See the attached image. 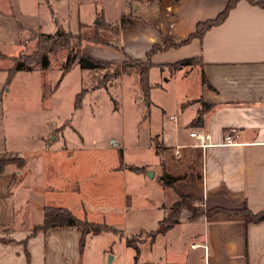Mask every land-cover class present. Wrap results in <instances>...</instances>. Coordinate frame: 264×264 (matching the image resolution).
<instances>
[{"label": "crops", "instance_id": "obj_1", "mask_svg": "<svg viewBox=\"0 0 264 264\" xmlns=\"http://www.w3.org/2000/svg\"><path fill=\"white\" fill-rule=\"evenodd\" d=\"M228 1L73 0L72 11L68 9L74 21L72 30L64 28L56 18L57 25L51 31L39 28L42 33L62 28L82 34L86 38L80 46L82 54L102 62L120 65L131 58L150 64L146 72L147 96L138 84L131 90L137 93L136 101L134 95L131 99L133 105L142 108L144 144L152 158L139 163L127 161L120 148L122 160L109 167L108 173L124 176L132 171L129 166L142 168L132 171L133 183L157 188L156 196L147 198V208L156 214L155 218L160 213L161 219L156 218L158 225L171 211L174 213L164 232H156L158 225L154 229L139 227L136 232L114 226L123 232L122 236L104 232L114 234L123 245L128 259L125 264H264V220L245 221L228 212L264 211V7L237 0L222 22L181 42L195 31L197 23L215 18ZM23 2L0 0V34L12 21H16V27L18 12L24 10ZM95 27L102 39L90 38ZM104 35L108 39L103 40ZM166 40L181 43L166 47ZM157 44L161 47L152 49ZM101 49L103 53L99 52ZM183 58L197 61L174 64ZM75 64L81 72L95 69L82 68L77 61ZM134 74L139 83L137 71ZM122 85L130 86L125 78ZM198 127L211 136L210 145L204 148L195 145L189 136V131ZM226 132L237 136L236 144H223ZM37 151L42 150L34 153ZM4 153L7 152H0V158ZM192 171L198 174L197 178L178 180L170 187L160 181L164 172L177 176ZM12 176L6 168L0 174V230L12 229L10 233L18 242H0V264H82L85 238L97 234H86L82 249L81 227H50L33 234V227L43 221V212L40 222H30L27 206H34L22 196L36 187L32 184L35 174H28L14 185L18 199L27 204L20 217L16 216L12 198ZM181 197L189 198L194 207L220 211L207 215L182 206L175 212L172 206ZM54 203L66 206L78 218L88 217L82 205L77 212L73 203L51 204ZM131 210L124 211V225ZM99 211L100 216L89 217L90 221H105V212ZM141 231L151 232L148 240L133 246L126 244V238ZM110 251L105 250V254H111L112 259L115 254Z\"/></svg>", "mask_w": 264, "mask_h": 264}, {"label": "rangeland", "instance_id": "obj_2", "mask_svg": "<svg viewBox=\"0 0 264 264\" xmlns=\"http://www.w3.org/2000/svg\"><path fill=\"white\" fill-rule=\"evenodd\" d=\"M23 1L24 10L17 11L20 18H17L16 27V21H12L0 34V152H7L0 160L10 161L4 170L8 169L13 175L10 187L14 192L16 216H21V210L27 204L21 202L20 197L18 199L14 185L34 172L36 180L32 184L36 187L22 196L34 206H27L26 217L30 222L42 220L43 206L40 209V204L63 207L51 204L56 202L59 205L73 203L77 212L81 211L82 205L89 221V217L98 218L99 209H103L106 215L102 223L112 227L124 226L132 232L141 227L156 228V218L161 219V215L157 213L155 218L156 214L148 210L147 198L155 197L157 188L133 183L135 173L132 171L124 176L108 173L109 167L120 161V148L127 161L139 163L152 158L144 144L146 131L144 122L140 121L142 108L133 105L131 99L134 95L136 101L137 93H131V90L139 84L135 82L134 72L143 66L136 59L127 58L120 65L105 61L103 67L89 72H81L75 64L61 75L66 46L71 43L65 37L53 41L39 37L43 40V50L49 49L48 66L40 69L36 63L34 69L18 70L9 77L13 64L11 56L18 53L23 57L27 55L28 59L35 56L39 52L35 34L55 28V18L64 28H74L70 13L73 0ZM98 34L95 27L90 38L102 39ZM104 39L108 36L104 35ZM74 41L75 38L71 42ZM103 49L99 52L103 53ZM4 52L6 56L2 55ZM123 78L129 82V87H120ZM80 95V105L74 107ZM139 138V144L135 145ZM39 149L42 151L34 153ZM125 210L131 211L124 225ZM164 220L168 221V218ZM114 228L117 236L123 235L121 230ZM10 230H0V242H18ZM150 235L151 232L141 231L132 236L130 242L138 245ZM84 245L82 264H125L128 260L123 245L112 233L85 238ZM107 249L113 251L114 258L105 254Z\"/></svg>", "mask_w": 264, "mask_h": 264}, {"label": "trees", "instance_id": "obj_3", "mask_svg": "<svg viewBox=\"0 0 264 264\" xmlns=\"http://www.w3.org/2000/svg\"><path fill=\"white\" fill-rule=\"evenodd\" d=\"M174 2H177L178 0H173ZM237 0H229L228 3L226 4V6L224 7V10H222L220 13H218V15L215 18L209 19L207 21L204 22H199L196 24L195 26V31L193 33H191L186 39L182 40L181 42H185L188 39H190L191 37H195V36H199L202 34V32L205 31L206 28L210 27V25L215 24V23H219L222 22L226 15L228 10L233 6V4L236 2ZM251 3H256L258 5H261L262 7H264V2L262 0H249ZM36 35V49L39 50L38 53H36L35 56H33L31 59H28L29 57L26 56H22L20 55L21 53H18L14 56H12L13 58V64L12 67L9 69V77L11 76V73L18 71V70H25V71H30L32 69L35 68L36 63H38V65H40V69H45L48 66L49 63V58H48V47H46V49L43 50V40L44 37H46L47 39H52L56 40L57 38L59 40H61L63 37H65V40L69 43H71V45L66 46L67 52L65 54V58L63 60V62L61 63V75H63L66 71H68L73 63L75 61L78 62V64H80V66L82 68H97V67H103L105 65V63H103L100 60L94 59L93 57H88L82 54L80 46L82 44V42L84 40H86V38L79 33H71L68 31H65L62 28L57 29L54 33H37ZM45 35V36H44ZM39 37H41L42 39L39 40ZM76 39V42H71L73 41V39ZM95 40V39H94ZM180 42V43H181ZM180 43H175L174 41L171 40H166L164 43V46L168 47V46H177ZM160 45H154V47L152 49H158L160 48ZM3 56H6L5 53H2ZM28 59V60H26ZM137 61H139L141 63V67L140 69L137 70L138 73V77H139V85H140V89L142 92L145 93V95L147 96V90L149 88L148 82H147V77H146V72H147V68L150 66L149 63H145L142 62L139 59H136ZM194 61H196V58H183L180 61L176 62V65H181V64H193ZM8 77V79H9ZM81 100V95L80 97L77 98V101L75 102L76 105H74V107L79 106L80 105V101ZM120 153V160H122V153ZM10 163V161L3 159L0 160V174L3 173L4 167L6 164ZM129 170L138 172L139 170H141L142 168H136V167H132L129 166L127 167ZM197 178L198 174H194L193 171L191 173H184V175H171L170 173H166L164 172L163 175L160 177V181L163 183L164 186L166 187H170L172 186L175 181L178 180H183L185 178L188 179H192V178ZM186 207L188 206L189 208H191L195 213H199L201 211H204L207 215L208 214H214L217 211H220V209L216 208V209H211V210H204L202 207L201 208H197L194 207L191 200L187 197H181V200L174 203V205L172 206L173 210L176 212V210H178L180 207ZM42 212H43V221L41 224H37L35 225V227H33L32 232L33 234H35L36 231L38 230H48L50 229V227H65V226H74V227H81V229L83 230V235L81 237L80 240V248H83V244H84V237L86 234H92V235H96V234H100L103 232H116V229L112 226H109L105 223H99V222H92L87 220L86 218H78L75 215L72 214V212L70 211L69 208L67 207H55V206H43L42 208ZM172 213L170 214V216L168 217V221L166 220H162L160 221L159 225H158V229L156 230V232H164L166 231L169 226L172 223L171 217H173V211H171ZM230 214H234V215H240L244 218L245 221H250V222H261L262 220H264V211H261L259 213H252L249 209L246 210H231L228 211ZM5 243V242H4ZM126 244L129 246H133V244H131L130 242V238H126ZM134 248L137 251V247L134 246Z\"/></svg>", "mask_w": 264, "mask_h": 264}, {"label": "built area", "instance_id": "obj_4", "mask_svg": "<svg viewBox=\"0 0 264 264\" xmlns=\"http://www.w3.org/2000/svg\"><path fill=\"white\" fill-rule=\"evenodd\" d=\"M224 141L223 144L225 145H229V144H236L237 140V136L230 133V132H226L224 134ZM189 136H191L194 141H195V145H197L198 147H206L208 145H210V141H211V136L206 133V131H204L202 128H196V129H192L189 131Z\"/></svg>", "mask_w": 264, "mask_h": 264}, {"label": "water", "instance_id": "obj_5", "mask_svg": "<svg viewBox=\"0 0 264 264\" xmlns=\"http://www.w3.org/2000/svg\"><path fill=\"white\" fill-rule=\"evenodd\" d=\"M147 174H148L149 177L153 176V173L151 171H148Z\"/></svg>", "mask_w": 264, "mask_h": 264}]
</instances>
